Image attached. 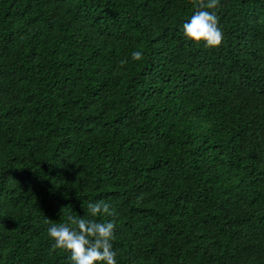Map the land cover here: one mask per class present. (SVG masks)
<instances>
[{"label":"trees","instance_id":"16d2710c","mask_svg":"<svg viewBox=\"0 0 264 264\" xmlns=\"http://www.w3.org/2000/svg\"><path fill=\"white\" fill-rule=\"evenodd\" d=\"M197 10L0 0V264H72L69 216L113 221L117 264H264V0H219L215 49Z\"/></svg>","mask_w":264,"mask_h":264},{"label":"clouds","instance_id":"9594fccd","mask_svg":"<svg viewBox=\"0 0 264 264\" xmlns=\"http://www.w3.org/2000/svg\"><path fill=\"white\" fill-rule=\"evenodd\" d=\"M218 4L219 0H196L198 10L182 27L186 40L196 46L203 44L208 49L218 48L222 44L223 33L218 27V16L214 11ZM143 58L141 51L132 53L134 61ZM87 210L93 218L115 215V210L103 200L88 203ZM114 229L115 224L111 220L99 222L97 219L69 216L68 223H53L48 229V236L53 241V249L70 254L72 264H117V253L112 244Z\"/></svg>","mask_w":264,"mask_h":264}]
</instances>
